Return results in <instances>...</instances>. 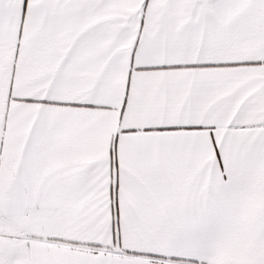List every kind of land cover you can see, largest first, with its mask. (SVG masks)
<instances>
[{"label": "snow or ice", "instance_id": "obj_1", "mask_svg": "<svg viewBox=\"0 0 264 264\" xmlns=\"http://www.w3.org/2000/svg\"><path fill=\"white\" fill-rule=\"evenodd\" d=\"M0 264H264V0H0Z\"/></svg>", "mask_w": 264, "mask_h": 264}]
</instances>
